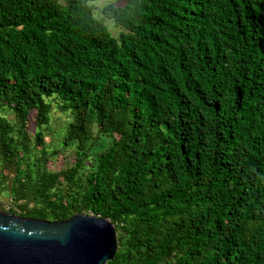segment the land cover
Returning <instances> with one entry per match:
<instances>
[{
	"label": "trees",
	"instance_id": "1",
	"mask_svg": "<svg viewBox=\"0 0 264 264\" xmlns=\"http://www.w3.org/2000/svg\"><path fill=\"white\" fill-rule=\"evenodd\" d=\"M96 1L0 0L8 213L108 219L107 264H264V0Z\"/></svg>",
	"mask_w": 264,
	"mask_h": 264
},
{
	"label": "water",
	"instance_id": "2",
	"mask_svg": "<svg viewBox=\"0 0 264 264\" xmlns=\"http://www.w3.org/2000/svg\"><path fill=\"white\" fill-rule=\"evenodd\" d=\"M116 250L108 219L76 214L46 221L0 211V264H107Z\"/></svg>",
	"mask_w": 264,
	"mask_h": 264
},
{
	"label": "rangeland",
	"instance_id": "3",
	"mask_svg": "<svg viewBox=\"0 0 264 264\" xmlns=\"http://www.w3.org/2000/svg\"><path fill=\"white\" fill-rule=\"evenodd\" d=\"M112 0H98L96 2L93 3L95 9H94V15L97 17H101L100 15V9L108 4L109 2H111ZM105 25L108 27V30L110 31L111 35L113 36H117L119 30L117 28L114 27L113 23L111 21L105 20L104 21ZM64 166L63 161L61 160V158H58L56 161H53L52 164H50V169L58 171L60 169H62ZM8 185V183L6 184V182H2L0 183V205L1 207H6L8 205V203L11 201L10 198H12V196L8 193V191L6 190V186ZM116 233V231H115ZM116 238H117V233H116Z\"/></svg>",
	"mask_w": 264,
	"mask_h": 264
},
{
	"label": "built area",
	"instance_id": "4",
	"mask_svg": "<svg viewBox=\"0 0 264 264\" xmlns=\"http://www.w3.org/2000/svg\"><path fill=\"white\" fill-rule=\"evenodd\" d=\"M5 210H6L7 213H8V211L13 210V211H15V212H17L19 214V209L13 205L12 201H10L8 203V205L5 207Z\"/></svg>",
	"mask_w": 264,
	"mask_h": 264
}]
</instances>
